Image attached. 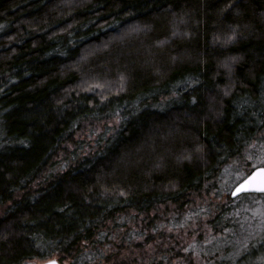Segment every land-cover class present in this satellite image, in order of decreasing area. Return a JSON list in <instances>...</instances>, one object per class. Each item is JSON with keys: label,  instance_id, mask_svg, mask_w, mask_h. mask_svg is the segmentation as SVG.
<instances>
[{"label": "trees", "instance_id": "obj_1", "mask_svg": "<svg viewBox=\"0 0 264 264\" xmlns=\"http://www.w3.org/2000/svg\"><path fill=\"white\" fill-rule=\"evenodd\" d=\"M258 151L264 0H0V264H264Z\"/></svg>", "mask_w": 264, "mask_h": 264}, {"label": "rangeland", "instance_id": "obj_2", "mask_svg": "<svg viewBox=\"0 0 264 264\" xmlns=\"http://www.w3.org/2000/svg\"><path fill=\"white\" fill-rule=\"evenodd\" d=\"M245 162V161H244ZM240 163L237 171L234 172V175L230 176V179L227 182L228 187L224 188L223 193L228 191L231 193L233 187L237 185L243 178H245L248 173L245 170V163ZM250 166H263L264 165V151L257 152L256 154H250V162L248 163ZM252 204L246 205L242 200L235 201L234 203H239L240 210L238 214L239 218V229L241 232L252 230V233H259L264 231V195L252 197ZM52 259V258H51ZM49 260V259H48ZM42 260L38 259H30L25 261L23 264H40Z\"/></svg>", "mask_w": 264, "mask_h": 264}, {"label": "water", "instance_id": "obj_3", "mask_svg": "<svg viewBox=\"0 0 264 264\" xmlns=\"http://www.w3.org/2000/svg\"><path fill=\"white\" fill-rule=\"evenodd\" d=\"M264 166H257L237 185H235L231 191V197L233 199L240 197L244 194H259L264 195ZM40 264H61L57 259H49Z\"/></svg>", "mask_w": 264, "mask_h": 264}, {"label": "snow or ice", "instance_id": "obj_4", "mask_svg": "<svg viewBox=\"0 0 264 264\" xmlns=\"http://www.w3.org/2000/svg\"><path fill=\"white\" fill-rule=\"evenodd\" d=\"M261 190H264V188H262Z\"/></svg>", "mask_w": 264, "mask_h": 264}]
</instances>
